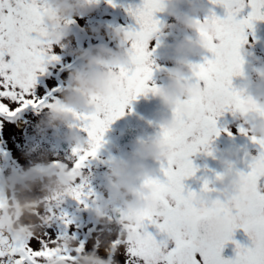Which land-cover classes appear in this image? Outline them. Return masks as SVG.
Returning a JSON list of instances; mask_svg holds the SVG:
<instances>
[{
  "label": "snow or ice",
  "instance_id": "snow-or-ice-1",
  "mask_svg": "<svg viewBox=\"0 0 264 264\" xmlns=\"http://www.w3.org/2000/svg\"><path fill=\"white\" fill-rule=\"evenodd\" d=\"M111 3V0H109ZM214 6L223 7L227 15L219 19L212 13L205 19L215 28L213 36L205 32L200 35L207 40L213 58L201 65H193L196 83L205 86V94L187 102L192 116L190 119L177 117L181 128L178 135L161 132L163 138L172 145L173 154L166 166H161L164 180H149L146 183L156 189L161 199L163 219L150 214L139 217L138 228L142 234L135 242L130 235L128 246L121 247L118 235L110 232L107 236L111 245L108 261L119 257V264H264V193L259 181L264 178V140L251 137L259 145L260 153L249 165L251 171L241 174L246 177L245 206L239 210L217 208L211 217L201 215L196 203L197 194H185L184 182L198 171L192 157L204 152L211 156V143L220 135L217 117L226 111L243 112L246 101L239 92L232 89V77L242 73L243 60L240 49L246 42V30L257 20H264V0H210ZM158 0H143L141 8L130 14L139 24V31H131L136 42L128 47L132 63L122 67L121 78L126 81L124 94L105 104L102 113L88 115L76 113L75 119L80 129L87 134L90 148L81 151L73 149L76 157L71 168L82 172L90 160H95L104 145L105 133L110 125L125 114V108L140 95L154 94L158 87L149 86L153 76L151 41L159 30L154 19ZM247 5L251 9L248 16L238 19ZM48 12V0H0V117L12 119L25 109L40 110L52 108L59 103L53 97L38 98L35 93L37 76L43 74L46 65L58 61L51 42L45 39L44 22ZM200 24V21H197ZM219 42V47L216 43ZM240 132L247 135L246 128ZM211 192L205 180L199 195ZM69 197L88 207L94 193L85 179H78L69 192ZM63 198L57 197L38 210L41 223L47 225L54 219L65 225L72 221L66 214L57 216ZM94 202V201H93ZM5 206V198H0V208ZM120 219V217H116ZM167 236L166 242L157 243L148 233L145 222ZM223 224L217 230L216 224ZM243 229L249 236L251 247H242L233 239L237 229ZM137 228H129L136 233ZM51 233L42 231L28 239H8L0 235V264H48L56 257L63 264H72L74 259L86 251L83 243L75 249L59 248ZM229 243L235 245V258L225 260L222 252ZM169 244L174 245L169 247ZM101 247V241L98 242Z\"/></svg>",
  "mask_w": 264,
  "mask_h": 264
},
{
  "label": "clouds",
  "instance_id": "clouds-1",
  "mask_svg": "<svg viewBox=\"0 0 264 264\" xmlns=\"http://www.w3.org/2000/svg\"><path fill=\"white\" fill-rule=\"evenodd\" d=\"M94 8L95 0H48V12L44 22L45 39L51 42L53 48L63 47L69 37L68 22L73 17L90 14ZM183 9L186 11H182ZM203 11L199 0H158L156 13L167 15L174 21V24L165 28L168 35L174 36V39L161 57L172 66L164 71L163 84L153 95L159 100L163 111L172 114L170 119L161 116V132L173 136L181 133L177 117L190 119L192 116L187 102L202 97L206 92L202 83L192 82L193 79L196 80V75L193 65L189 62L191 57L210 52L209 42L200 33L203 31L213 36L215 28L211 23H205V20L198 24L195 19L203 14ZM184 32L197 35L195 38H175ZM108 35L112 40L128 47L136 42V37L130 31L112 30ZM216 46L219 47V42ZM72 54L77 57L79 67L69 73L67 86L60 93L59 103L46 111L38 124L41 134H47L55 128L65 129L66 134L61 139L84 151L90 148V145L77 131L79 126L75 114L102 113L105 104L121 97L126 88V81L121 78L119 70L130 65L132 59L123 48L113 49L106 46ZM241 75L242 73L235 74L233 77ZM239 94L247 102L244 111L238 112L239 119L246 124L251 137L264 140V66L255 69L254 82L241 89ZM172 154V145L160 134L157 137L138 139L130 156L111 164L106 193L114 209L107 204H98L95 207L94 220L101 228L110 227L112 232L119 236L121 247L128 246L130 235L135 242L138 235L142 234L138 228L141 215L150 214L154 218L163 219L161 199L156 189L146 182L155 179L156 173L149 166L150 162L167 164ZM255 158L256 156L251 159ZM34 162L37 164L34 168L0 177V198H5V206L0 208V235L10 240L28 239L41 233L44 224L37 215L38 210L44 207L46 202H51L57 197L69 196L76 181L86 179L83 172H75L66 163L51 164L46 151L37 154ZM223 163L229 170L234 166L230 156H226ZM216 180L219 188L211 189V192L216 193L215 199H211L207 194L197 196L196 203L201 215L211 217L217 208L230 211L242 209L245 206V191L248 187L246 177L241 174H221ZM116 217L120 219L117 220ZM215 227L222 230L223 224L218 223ZM129 228H137L138 231L129 233ZM104 235L101 233L100 241L106 256L111 245ZM56 246L72 250L78 243L67 238L58 241ZM48 264L63 262L53 257ZM72 264L119 262L117 259L108 261L102 258L98 251L86 250L77 256Z\"/></svg>",
  "mask_w": 264,
  "mask_h": 264
},
{
  "label": "rangeland",
  "instance_id": "rangeland-1",
  "mask_svg": "<svg viewBox=\"0 0 264 264\" xmlns=\"http://www.w3.org/2000/svg\"><path fill=\"white\" fill-rule=\"evenodd\" d=\"M109 20L104 24V20H100L98 25L90 24L88 26L92 36L101 41L106 39L110 29L115 28L114 12L108 17ZM67 30L69 33L68 40L64 42L63 47H55L54 54L58 56V61L52 64L46 65V70L43 74L37 76V81L34 89V93L38 98L48 97L46 94L52 92L57 97L55 99H60V93L67 86V77L71 71L78 68L76 65L72 69H67L68 64L73 65L72 62L75 59L74 52H82L84 49H76L74 47L71 29L69 23L67 24ZM111 43L108 41V45ZM109 48L117 49L123 48L128 51L127 45H121L117 41H113ZM163 54L158 49H152V56L150 59L153 61V66L159 69L163 64L164 59H161ZM57 67L63 68L61 71V78L64 80V86L58 92L53 91L57 88L58 80L53 76V72L57 71ZM65 72V73H64ZM50 108H43L40 110L31 111L28 109L24 113L25 119L22 123L23 127L19 130L18 121H10L8 119H2L0 117V151L4 149L8 153L7 157L0 152V167L5 168L6 175L19 174L28 168H34L37 164L34 162V157L41 151H46L50 157V163H66L69 167L74 164L76 157L73 156L74 145H70L68 150H62L59 147V140L66 134V130L63 128L51 129L47 134H41L39 130V119L43 114ZM121 118L113 122L109 130L104 136V145L98 152V158L95 162L88 165L82 170L84 176L86 177V182L94 193L93 200L89 201V205L85 208L82 204L78 203L76 200L69 196L63 198L59 208L56 211L57 216L61 214H66L67 217L72 221L70 225H65V223L60 219H54L50 221L47 225H44L43 230L52 234L54 238H63L65 236L73 239L77 243H83L86 250L98 251L99 255L104 258L105 253L101 247H99L98 242L101 240V233H104V238L112 232V229L101 228L94 220L95 207L98 204H107L111 207V201L108 199L106 188H107V176L111 164L119 158H126L130 156V153L120 154V151L116 145V138L118 136L117 126L120 123ZM79 135H81L85 140H87V134L83 132L80 127L77 129ZM121 156V157H120ZM39 195V193H36ZM94 201V202H93ZM147 231L151 234L157 241V243L166 242L167 236L164 233H160L158 229H153L148 222H145ZM143 231V230H141ZM174 245L169 244V247ZM109 253H107L108 255ZM119 259V257H117Z\"/></svg>",
  "mask_w": 264,
  "mask_h": 264
},
{
  "label": "flooded vegetation",
  "instance_id": "flooded-vegetation-1",
  "mask_svg": "<svg viewBox=\"0 0 264 264\" xmlns=\"http://www.w3.org/2000/svg\"><path fill=\"white\" fill-rule=\"evenodd\" d=\"M132 6V11L143 6V0H95V8L90 14L83 16L73 17L68 23L71 29V37L76 49H86L89 50L93 47L106 46L110 47L112 40L110 36L106 35V39L101 41L92 36L88 26L90 24L98 25L100 20H104V24L109 20L108 17L112 12H114L115 28L112 30H124V31H139L137 25L132 24L131 20H136L133 15H128L124 5L130 4ZM139 3V4H137ZM199 4L204 9L203 14L195 17L197 21L203 22L212 13L219 19H224L227 15L226 10L220 6H214L210 0H199ZM182 11H186L183 9ZM251 9L244 7V9L238 15V19L246 18ZM174 24L167 15L163 17V23L151 41V49H165L161 51L164 55L167 46L173 42L174 36L168 35L165 31L166 26ZM164 34L163 48L160 47L159 38ZM197 34L191 32L180 33L175 38L182 39L186 37L195 38ZM246 42L242 45L240 49V55L243 60L242 65V75L240 77H233L231 86L236 92L245 88L250 82L255 80V69L264 66V22L263 20H257L253 23L250 29L246 30ZM108 41L111 43L108 45ZM212 53H205L202 56L191 57L189 62L192 65H201L205 63L206 60L212 59ZM172 65L167 60L164 59L163 64L158 70L153 66V76L149 84H154L159 82L161 76H163L164 71L170 68ZM193 83L196 80L193 79ZM133 102V101H132ZM132 103L125 108V114L121 117L120 123L117 126L118 136L116 138V145L120 151V154L124 153L132 154L133 147H123L118 145L117 140L119 139L121 126L123 120L129 115ZM217 129L220 131L219 136L213 138V143L210 148L212 155L209 156L204 152L197 153L192 157L193 165L198 169L195 176L185 180V194L191 191L199 195L203 188L205 180L209 183V188H219L216 177L221 174H244L247 175L251 169L249 167L251 163V158L259 155L260 148L259 145L253 143L252 138L249 134L245 135L240 132L241 127L247 129L246 124L239 119V113H233L231 111H226L222 116L217 117ZM4 150V149H3ZM226 156H230L233 167L231 170L223 163ZM121 157V156H120ZM122 159V158H119ZM117 159V160H119ZM97 160V159H96ZM95 160V161H96ZM166 166V164H164ZM149 166L155 170V179L163 181L165 178L161 172L160 164H153L150 162ZM6 170L3 168L2 177L5 176ZM259 188L262 193H264V178L259 181ZM207 195L211 199L216 198L215 192H209ZM153 229H156L151 225ZM233 239L236 243L240 244L242 247H251L252 242L249 236L244 232L243 229H237L233 235ZM222 258L225 260H231L235 258V245L229 243L225 246L222 252Z\"/></svg>",
  "mask_w": 264,
  "mask_h": 264
},
{
  "label": "water",
  "instance_id": "water-1",
  "mask_svg": "<svg viewBox=\"0 0 264 264\" xmlns=\"http://www.w3.org/2000/svg\"><path fill=\"white\" fill-rule=\"evenodd\" d=\"M130 9L132 10L131 2L130 4H125V10L128 15H131L129 11ZM163 17L164 14L162 13L157 12L154 14V19L158 21L159 30L163 23ZM131 22L140 28L136 20H131ZM163 39L164 34L159 38L161 48H163ZM162 84L163 80L161 77L160 82L153 85L156 87H161ZM153 85L149 86L151 87ZM161 116H166L170 119L172 117V114L170 112L165 113L163 111L160 106L159 100L156 99L151 92L146 95H140L136 100L132 102L130 114L123 121L120 136L118 139V145L121 148L125 146L133 147L136 141L140 138L159 136L161 134V129L159 127V120ZM59 145L63 150H67L70 146V144L65 143L63 140L59 142ZM93 161L94 160H90L88 164Z\"/></svg>",
  "mask_w": 264,
  "mask_h": 264
},
{
  "label": "bare ground",
  "instance_id": "bare-ground-1",
  "mask_svg": "<svg viewBox=\"0 0 264 264\" xmlns=\"http://www.w3.org/2000/svg\"><path fill=\"white\" fill-rule=\"evenodd\" d=\"M22 123H23L22 121H18V122H17V124H18L19 126H21Z\"/></svg>",
  "mask_w": 264,
  "mask_h": 264
}]
</instances>
